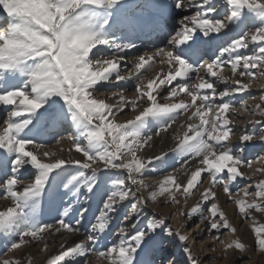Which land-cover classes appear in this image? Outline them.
Wrapping results in <instances>:
<instances>
[{"label":"snow or ice","instance_id":"obj_1","mask_svg":"<svg viewBox=\"0 0 264 264\" xmlns=\"http://www.w3.org/2000/svg\"><path fill=\"white\" fill-rule=\"evenodd\" d=\"M141 35L160 44L141 51L129 39ZM245 115L250 128L236 123ZM256 144L264 0H0V264H34L33 246L43 264H200L192 243L205 231L208 251L253 264L264 258Z\"/></svg>","mask_w":264,"mask_h":264},{"label":"rangeland","instance_id":"obj_2","mask_svg":"<svg viewBox=\"0 0 264 264\" xmlns=\"http://www.w3.org/2000/svg\"><path fill=\"white\" fill-rule=\"evenodd\" d=\"M249 152H251L250 153L251 156H249V159H253L254 160L257 156L264 155V147H261V145L256 144L255 146L250 147V151ZM253 167L254 168L255 167H259V165L255 164ZM248 171L251 172V170H248ZM261 177H264V174H258L257 178H261ZM244 183H248V181H241V186ZM219 189L222 190V188H219ZM220 206H221V209L225 212V214L229 218L230 222L235 227H237L238 234L243 239V241L248 243V244H251L252 240H253V236H252V233H251V231H250V229L248 227L249 222H246V221L242 220L239 217V214H238V211H237L235 205L230 203V202H227V200H225L224 206L221 205V204H220ZM168 208L169 207H164L163 208V211L167 212L166 215H169L170 213L168 214V212H170V211H172V212L175 211L174 208H171L170 210H168ZM150 213L151 212H149V214ZM179 219L180 218L177 217L175 220L170 219L168 222L175 227V226H177V223H178ZM258 219L260 220V222H264V216H259L258 215ZM195 222H196V220L194 219V221L189 224V227H192V225ZM241 225H243V228L241 227ZM224 231L226 232L227 230H224ZM207 235L208 234L205 231L204 234H203V237H199L198 239L204 240L203 239L204 236H207ZM223 238H224L225 242H228L231 239H233L231 234H226ZM210 244H211V241L208 240V239L204 240L203 243H198V242L197 243H192V251H193L194 255L199 258L200 264H205L206 261L208 262V264H211V261L209 260V258L211 256H213V255H216V257H217V259L215 261V264H231V262L234 261L236 256L238 255V253L230 252L229 253V260H225L220 255V252H221V249L223 248V245L222 244L216 245L215 246L216 247V251H215V253H212V252L208 251V247H209ZM175 249H176L175 250L176 251V256L179 257L181 259V261H183L185 258L181 254V249L179 247H177ZM252 260H253V264H264V258H261L259 253L253 254Z\"/></svg>","mask_w":264,"mask_h":264},{"label":"bare ground","instance_id":"obj_3","mask_svg":"<svg viewBox=\"0 0 264 264\" xmlns=\"http://www.w3.org/2000/svg\"><path fill=\"white\" fill-rule=\"evenodd\" d=\"M125 8H126V6H125V5H122L121 8L117 10V13H116L117 17L121 15V12H122ZM177 15H179V13H177ZM147 38H148V36H146V35L129 37V39H131V40H133L135 43L141 45V51H146V50H148V48H149L150 46H155V45L160 44V43H156V44H153V45H152V44H151V41H150V42H147V41H146ZM122 42H126V38H122ZM224 74H225V75H229L230 73L226 70ZM129 94L131 95V91L129 92ZM251 94H252V95H258V94H259V90H257V89L254 88V89L252 90ZM244 98H247V94H245V97H244ZM238 103H239V101H237V104H238ZM250 103H251V101H250ZM131 115H134V113L131 114ZM131 115L128 116V117H122V119H125V118H131ZM248 119H251V117H248V116H246V115H245V116H239V117L236 118V123H237V125H238L239 127H241V128H250L251 125H248V124L246 123V121H247ZM51 146L53 147V150H56V149L59 147V146H55V145H51ZM63 147L67 149L68 147H70V145L65 141L64 144H63ZM249 151H250V148L248 149V159H249V156H251V155H250L251 152H249ZM148 154H152V153L149 152ZM169 163H171V162H169ZM254 165H255V164H254ZM254 165H253V166H254ZM169 170H170V169H169ZM148 178H149V179H156V178H158V176H157V174H151ZM206 184H207V181H205V185H206ZM61 191H63V190L61 189ZM216 191H217L218 194H219V202H220V204L224 206V204H225V200H226V197L224 196L223 191L220 190L219 188H217ZM198 196H199V193H197L196 196H193V197H191V198L189 199V201H188V206H189V207H190V206L196 201V199L198 198ZM64 199H67V197H65ZM81 199H83V197H81ZM4 204H5V202L2 201V200H0V206H3ZM99 205H100V196L97 194V195L93 196V197L91 198V200H90V212L88 213V218H89V219L92 218V214L95 213V212L97 211ZM226 206H227V205H226ZM163 208H164V207H163ZM171 208H172V207H169L168 210H170ZM174 210L176 211V209H174ZM148 212H151L150 214H152V208H151V207L149 208ZM171 212H172V211L168 212V214L171 213ZM160 214H161V215H166L167 212H164L163 209H162V211H161ZM44 219H47V213H45ZM201 237H203V236H201ZM205 237H207V236H204L203 239H204V240H207V239H205ZM57 243H58V242H57ZM103 243H105V242L102 241V244H103ZM54 250H55V248L53 247V248H51L49 251H54ZM175 250H176V249H174V251H175ZM3 251H4L3 241H0V253H2ZM30 251L33 253L34 264H43V262H44V260H45V257L48 255V253L36 254V249H35L34 246L30 249ZM175 252H176V251H175Z\"/></svg>","mask_w":264,"mask_h":264}]
</instances>
